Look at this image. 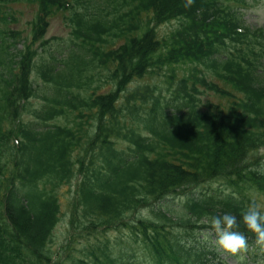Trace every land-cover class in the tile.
<instances>
[{"label":"trees","instance_id":"obj_1","mask_svg":"<svg viewBox=\"0 0 264 264\" xmlns=\"http://www.w3.org/2000/svg\"><path fill=\"white\" fill-rule=\"evenodd\" d=\"M7 1L0 264H130L99 238L123 229L144 264H220L193 233L213 215L239 222L251 192L264 197V26L244 23L245 0H28L44 15L30 37L8 27L18 19L2 9ZM56 12L69 35L53 46L60 38L44 35ZM207 92L224 102L202 106ZM66 216L67 239L54 251Z\"/></svg>","mask_w":264,"mask_h":264},{"label":"rangeland","instance_id":"obj_2","mask_svg":"<svg viewBox=\"0 0 264 264\" xmlns=\"http://www.w3.org/2000/svg\"><path fill=\"white\" fill-rule=\"evenodd\" d=\"M4 4V3H0ZM10 7V10H13V14L17 17L18 21L16 23H10L8 24L9 28H19L23 35H26L27 37H30L29 29L31 27V23L34 19L35 12L37 9V5L33 2H30L28 0H8L5 5L3 6V10L8 9ZM241 12L243 13V20L246 24L251 26H264V0H245V5L240 7ZM1 15V13H0ZM2 16V15H1ZM49 27L46 31L45 37H59L60 39H52L50 41L53 46H56L58 40H66L69 35V28L64 24L63 20V13L62 12H56L52 14L49 17ZM175 25L174 22L165 23L162 26L159 27L160 34L167 33L173 26ZM4 24L0 22V27H3ZM51 46V48H53ZM20 47V45H19ZM153 81H161V77H159L156 80ZM201 105L205 104L206 102H214L218 103L220 101L224 102L222 100V97L207 92L201 96ZM31 103L33 106H36L38 104V99H31ZM29 116L26 115L25 118L27 119ZM6 125L3 124V127ZM264 150V149H263ZM260 153H263L261 151ZM263 161V168H264V158ZM216 181H213L212 184ZM226 185V184H225ZM251 196L253 197L256 204L261 206V211H264V197L257 194L255 191L251 192ZM61 205L62 208H65L66 203L68 199V195L66 196V188L63 187L61 189ZM65 197V198H63ZM173 202V201H172ZM68 217H66L67 219ZM65 223V221H64ZM194 237H197L196 243L198 245H202L203 248L206 249H214L216 252H219V259H222L226 264H264V246H252V244L248 243V247L246 251H242L239 254L232 256L229 254H225L220 252L216 246H215V237L214 236H206V231L194 234ZM67 234L65 235V225L60 222L57 227L55 228V231L53 233L52 239L53 243L52 248L54 251L59 249L61 245H63V242L66 240ZM99 238L107 239L109 241L110 246L117 245L114 248V252L118 255L125 254L130 257L131 262L130 264H144L148 257L145 254V251L142 247L137 246V242H134L132 240V236L129 235L128 230H110L107 231V233L102 234L99 236ZM85 239H82L78 243L85 242ZM78 241V240H77ZM51 243V242H50ZM73 244V249L80 248V244L76 243ZM58 251V250H57ZM65 254V253H64ZM77 252L73 251L72 255H76ZM216 262V261H214Z\"/></svg>","mask_w":264,"mask_h":264},{"label":"clouds","instance_id":"obj_3","mask_svg":"<svg viewBox=\"0 0 264 264\" xmlns=\"http://www.w3.org/2000/svg\"><path fill=\"white\" fill-rule=\"evenodd\" d=\"M193 3L194 0H185L184 7L189 8ZM241 224L248 232L254 234L257 245L264 246V211H261V206L254 201L242 212L239 222L231 213L210 216L206 236L215 237V246L220 252L235 256L246 251L248 247L247 237L236 230Z\"/></svg>","mask_w":264,"mask_h":264}]
</instances>
